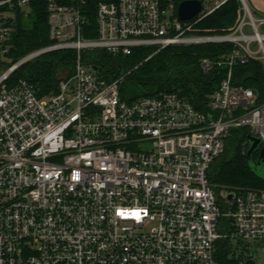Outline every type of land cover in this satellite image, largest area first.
I'll list each match as a JSON object with an SVG mask.
<instances>
[{
  "label": "built area",
  "instance_id": "obj_1",
  "mask_svg": "<svg viewBox=\"0 0 264 264\" xmlns=\"http://www.w3.org/2000/svg\"><path fill=\"white\" fill-rule=\"evenodd\" d=\"M32 1L0 0V264H219L223 238L253 259L264 247V188L209 176L233 129L248 127L264 146V103L233 77L239 63L264 61V17L239 0L232 30L198 35L196 25L230 0H199L188 20L178 14L183 0H43L50 43L11 61L6 12L28 16ZM209 43L232 48L201 60L205 73L227 67L206 111L177 91L128 101L126 74L108 79L85 56ZM56 51L74 53L73 71L41 96L26 66Z\"/></svg>",
  "mask_w": 264,
  "mask_h": 264
},
{
  "label": "trees",
  "instance_id": "obj_2",
  "mask_svg": "<svg viewBox=\"0 0 264 264\" xmlns=\"http://www.w3.org/2000/svg\"><path fill=\"white\" fill-rule=\"evenodd\" d=\"M31 12L32 16L31 14L25 16L20 10H16L14 45L11 50V57L14 61L50 43L47 13L43 0H33ZM242 14L243 8L239 0H230L201 20L192 33L198 35L226 34L236 26ZM27 17L31 18L28 20ZM96 25L94 13H90L89 28L85 36H95ZM231 48L232 45L229 43L182 44L170 45L152 56L155 50L152 47L137 48L129 56L121 54L119 57H114L106 51L88 52L85 56H92V63L98 66L108 79L126 74L120 92L121 96L128 101L143 96H153L162 91H177L190 99L196 108L206 111L209 96L220 85L227 73V67L218 66L211 72L205 73L201 69V60L204 57L218 60L224 54H228ZM73 59L74 53L71 51H56L45 54L26 66L39 95L44 96L57 90L58 70L63 65L72 64ZM233 77L235 84H243L254 90L257 95V105L264 103V61L251 59L245 64L239 63L233 68ZM127 88L130 94L125 91ZM249 135L248 127L232 130L227 141V143L230 141L228 151H226V144L223 152L224 154L226 151V157L218 162L222 154L211 167L209 177L215 185L233 188H264V176L252 170L247 157L250 145ZM258 156L259 152L254 154L255 159ZM232 242L230 238L218 240L216 259L219 264H240L243 259H246L245 264H255L245 255V247H243V253L238 256L236 250L232 249Z\"/></svg>",
  "mask_w": 264,
  "mask_h": 264
},
{
  "label": "water",
  "instance_id": "obj_3",
  "mask_svg": "<svg viewBox=\"0 0 264 264\" xmlns=\"http://www.w3.org/2000/svg\"><path fill=\"white\" fill-rule=\"evenodd\" d=\"M201 9V2L199 0H183L179 5L178 14L183 20L193 18ZM98 66H93V69L97 70ZM250 145L247 151V157L249 160L250 167L255 172L264 176V146L261 147L262 141L260 138L249 135ZM259 152V157L254 158V154ZM233 198V195H230Z\"/></svg>",
  "mask_w": 264,
  "mask_h": 264
},
{
  "label": "rangeland",
  "instance_id": "obj_4",
  "mask_svg": "<svg viewBox=\"0 0 264 264\" xmlns=\"http://www.w3.org/2000/svg\"><path fill=\"white\" fill-rule=\"evenodd\" d=\"M248 1H249V0H248ZM249 4H250V2H249ZM250 6H251V8H253V11H254L255 15H256L258 18H263V17H264V13H262V12H260V11H257V10H256L251 4H250ZM26 10H28L29 14L32 13L29 7H27ZM32 15H33V14H31V16H32ZM6 17H7L8 19L15 20V18H16V10H15L14 8H12L11 11L6 12ZM27 18H28V20H29L31 17H27ZM29 23H31V21H29ZM247 30H249V29L247 28ZM151 55H152V54H151ZM89 58H92V56L89 57ZM11 61H14V60L11 59ZM115 61L117 62V59H116ZM116 62H114V64H116ZM135 68H137V67H135ZM68 70H69V71H73V65H72V64L63 65V66L58 70V72H57V78L59 79V77H62L63 75H65V74L67 73ZM129 73H130V72H129ZM125 91H126L127 93L130 94V91H129L128 88H127V90L125 89ZM228 140H229V139H227V141H228ZM229 145H230V141L227 143L226 151H228ZM226 151H225V153L219 158L218 162L221 161V159H223L224 157H226V155H227V154H226ZM221 221H222V220H221ZM220 225H221V229L223 230V232H225V231H226V227H227V226H226V222H225V221H224V222H220ZM237 244H238V242L235 241V240H233V242L231 243L233 251L236 250ZM262 247H263V246H262ZM262 247H261V249H259V250L257 251V253L253 254V259H252V260L254 261L255 264H264V250H263ZM247 252H248V251H247Z\"/></svg>",
  "mask_w": 264,
  "mask_h": 264
},
{
  "label": "crops",
  "instance_id": "obj_5",
  "mask_svg": "<svg viewBox=\"0 0 264 264\" xmlns=\"http://www.w3.org/2000/svg\"><path fill=\"white\" fill-rule=\"evenodd\" d=\"M249 2L257 11L264 13V0H249Z\"/></svg>",
  "mask_w": 264,
  "mask_h": 264
},
{
  "label": "flooded vegetation",
  "instance_id": "obj_6",
  "mask_svg": "<svg viewBox=\"0 0 264 264\" xmlns=\"http://www.w3.org/2000/svg\"><path fill=\"white\" fill-rule=\"evenodd\" d=\"M261 147H262V145H261ZM256 153H257V152H256ZM256 153H255V154H256ZM258 157H259V156H258ZM258 157H257V158H258Z\"/></svg>",
  "mask_w": 264,
  "mask_h": 264
}]
</instances>
